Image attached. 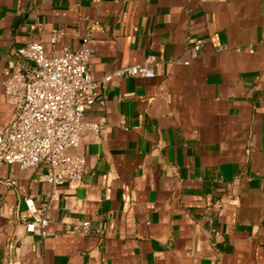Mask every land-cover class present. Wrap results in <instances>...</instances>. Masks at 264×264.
Segmentation results:
<instances>
[{"label": "crops", "instance_id": "obj_1", "mask_svg": "<svg viewBox=\"0 0 264 264\" xmlns=\"http://www.w3.org/2000/svg\"><path fill=\"white\" fill-rule=\"evenodd\" d=\"M263 33L264 0H0V127L14 109L2 82L29 42L87 45L97 82L157 62L96 89L79 183L51 197L43 166L0 162V264H264ZM27 198L44 237L25 230ZM84 220L98 231L76 234Z\"/></svg>", "mask_w": 264, "mask_h": 264}, {"label": "built area", "instance_id": "obj_2", "mask_svg": "<svg viewBox=\"0 0 264 264\" xmlns=\"http://www.w3.org/2000/svg\"><path fill=\"white\" fill-rule=\"evenodd\" d=\"M62 36L61 29L53 28L50 46L54 48ZM202 45L193 46V56ZM13 55V68L2 82L14 109L9 123L0 127V162L16 164L20 169L43 166L42 179L51 187L50 196L56 197L61 186L82 180L85 156L80 147L86 130L95 135L101 130L100 122L84 121L97 97L96 89L114 77L152 78L155 73L148 64L157 62L149 57L145 62L125 64L97 82L88 69L92 50L85 44L49 54L45 43L38 40L16 48ZM176 61L189 64L188 59ZM25 205L32 215L25 230L44 237L48 219L43 210L31 198ZM93 231L98 230L92 229L89 220L74 227L82 236Z\"/></svg>", "mask_w": 264, "mask_h": 264}]
</instances>
